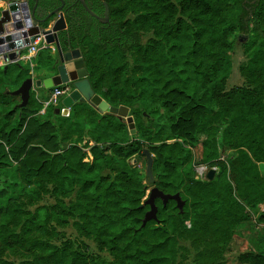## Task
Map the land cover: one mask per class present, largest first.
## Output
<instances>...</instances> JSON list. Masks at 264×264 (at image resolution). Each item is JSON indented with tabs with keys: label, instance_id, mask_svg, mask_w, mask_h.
<instances>
[{
	"label": "trees",
	"instance_id": "16d2710c",
	"mask_svg": "<svg viewBox=\"0 0 264 264\" xmlns=\"http://www.w3.org/2000/svg\"><path fill=\"white\" fill-rule=\"evenodd\" d=\"M105 1L116 27L112 42L98 40L92 26L97 19L82 7L87 28L70 30L67 22L60 44L81 49L94 92L110 106H128L136 133L118 115L101 113L87 101L76 102L67 116L56 112L65 109L62 101L41 112L43 102L31 91L21 108L11 91L32 76V67H0V248L27 247L32 254L17 264H176L180 236L202 223L227 227V215L245 205L257 209L264 223V109L246 89L221 93L239 34L248 56L244 71L264 83V0ZM57 3L38 1L45 9ZM58 59L50 47L39 50L35 77L57 74ZM213 111L219 122L211 128ZM205 129L201 162L216 164L219 173L198 180L192 148ZM144 148L153 154V184L179 192L185 205L181 211L176 200L164 204L158 197L157 219L143 226L149 179L131 158L144 156ZM228 150L235 154L229 173L220 158ZM11 169L18 179L12 187ZM48 183L58 201L28 208ZM16 186L20 193L13 196ZM72 218L82 234L118 258L60 249L45 238L50 221L67 225ZM256 248L255 264H264V230Z\"/></svg>",
	"mask_w": 264,
	"mask_h": 264
},
{
	"label": "rangeland",
	"instance_id": "374dc122",
	"mask_svg": "<svg viewBox=\"0 0 264 264\" xmlns=\"http://www.w3.org/2000/svg\"><path fill=\"white\" fill-rule=\"evenodd\" d=\"M243 43L244 39L242 34H239L236 37L234 49L230 51L232 66L229 74L224 79V85L221 93L239 90V88L246 89V91L252 95L253 100H256L258 105L264 109V83L259 82L254 77L250 76L246 71H244L243 67L247 62L248 56L245 52ZM50 46V48L54 51L53 45L51 44ZM54 52L58 54L57 48ZM70 84H72V82ZM96 96L97 94L94 92L91 97L87 99V101L101 113H114L118 115L128 124L130 131L132 130L131 133H136V130L133 129L135 124L129 114L128 106H110L109 104L103 102L100 97ZM58 104L59 103H57V105ZM122 107L127 108V110ZM58 108L60 109V107H56V110ZM60 111L65 116L69 115L70 113V109ZM214 112L215 111L210 113L211 119L208 122L207 127L212 128V126L218 125L219 120L214 115L216 114ZM151 113L154 115H159V113H156L155 111ZM221 128L222 124L219 123V129L217 131L219 144L221 142V139L219 138L222 134ZM207 134V129L201 131L199 133V143L197 146L192 148L194 153L192 160L193 176L198 180L203 179V176L199 172V168L202 164L201 140L206 138ZM234 155V152L229 150L227 152L222 151L220 153V158L226 161L228 165V173L230 171L231 160L233 159ZM131 162L137 164L142 168V170L146 172L147 159L145 156H135L131 158ZM209 164L216 169V176L219 173V167L214 163ZM9 176L10 180H13L11 181L12 187L14 186V181L18 182V179L12 169L9 173ZM146 182H148V180H146ZM148 184L149 188L146 192L145 198L148 196L150 188L155 185L150 182H148ZM53 188L54 185L52 183H48L46 184L45 188H41L42 191L40 198L36 201L34 200L33 203H28V208L34 210L39 205L52 204L58 201L59 198L53 193ZM11 193L13 196H17V193H20L19 187L16 186V188L12 190ZM71 199H74V196L71 198H66L65 200L69 201ZM21 200L27 203L28 198L25 197ZM260 208H264V204H260L259 209ZM238 210L239 209H236L234 212H231L227 215V227L221 225L213 226L207 221L206 223H202L197 228H192V232L183 233L179 238L176 264H255L257 259L260 257L257 252L256 241L258 238V233L264 230V223H261L257 220V209H253L250 206L245 205L244 210ZM75 221L76 218H72L67 225H61L56 220L50 221L48 224L49 233L45 236V238L53 242L56 247L60 249L67 246H72L74 249L81 250L105 260H115L118 258V254H114L108 250L102 249L95 238L82 234L77 229ZM6 222L7 221H5V224ZM7 224L9 226L15 225L12 221H8ZM187 224L190 227L191 224L189 221ZM15 228L19 229V226L17 225ZM213 228L214 230H212ZM25 248L27 247H16L14 249L3 247L0 248V264H17L24 258H31L32 254L28 251H25Z\"/></svg>",
	"mask_w": 264,
	"mask_h": 264
},
{
	"label": "water",
	"instance_id": "95a60500",
	"mask_svg": "<svg viewBox=\"0 0 264 264\" xmlns=\"http://www.w3.org/2000/svg\"><path fill=\"white\" fill-rule=\"evenodd\" d=\"M61 1L62 4L60 6L50 10L46 16L40 18L36 15L38 0L31 10L27 0H4V3L0 4V55L3 56L6 62H18L19 59H21L22 50L34 42L36 38L41 36L45 38L49 46L51 44H55L59 52V63L57 65L58 72L54 75L56 83L57 85H60L72 82L71 85L74 87L62 98L65 111L68 110V108H70L80 97L78 90H76V88L80 89L78 86L79 81L84 79L88 81L89 91L84 92L80 89L88 99L94 93V90L87 78V69L84 64L81 49L79 47H70L67 50H63L60 44L59 34L68 28L66 15L63 11L65 1ZM80 1L82 2L84 8L92 16L103 21L109 20L110 7L107 1L104 0L105 17H101L97 14V12L90 8L86 0ZM46 21H49V23L47 26H44ZM33 82V77H28L23 80L17 89L11 91V94H19L21 96V102L18 104L19 107L22 108L28 104ZM37 84L41 85V80H37ZM97 96L100 97L99 95ZM103 102L108 104L105 100H103ZM125 109L127 110V108ZM56 112H60V109L58 108ZM133 129L136 130L134 126ZM143 154L147 159L146 176L148 177L150 183H154L155 176L153 173V154L148 148H144ZM215 174L216 169L211 167L207 172V179H213ZM158 197L163 200L164 204H166L170 199L176 200L177 207L181 211L183 210L185 201L179 192L167 193L158 186L154 185L150 188L148 196L142 203V205H150V209L147 210L143 218V226L149 220L157 219L158 207L155 200Z\"/></svg>",
	"mask_w": 264,
	"mask_h": 264
},
{
	"label": "flooded vegetation",
	"instance_id": "af4514ba",
	"mask_svg": "<svg viewBox=\"0 0 264 264\" xmlns=\"http://www.w3.org/2000/svg\"><path fill=\"white\" fill-rule=\"evenodd\" d=\"M27 1L30 5V10H31V8L35 5L37 0L33 4V6H31V0H27ZM64 1L65 3H64L63 11L66 15L67 22L70 24L69 29L70 30L86 29L87 26L83 27L84 25L82 18L83 10L81 8L83 7L84 10L86 9L84 8L82 2L80 0H64ZM247 1L250 2V5H253L254 2H256V0H247ZM86 2L88 3L90 8H92L95 12H97L98 15H100L101 17H105L104 0H86ZM61 4L62 1L60 0V3H57L54 8L60 6ZM102 6L103 9L101 8ZM52 9H45L37 4L36 15L40 18H43ZM248 9L250 10V6H248ZM94 18H96L97 20L92 22L93 23L92 26L97 31L98 40L104 44H107L108 42H112L115 38L114 33L116 27L111 22L110 13H109V20L107 21L100 20L97 17ZM70 30L68 31V33L70 32Z\"/></svg>",
	"mask_w": 264,
	"mask_h": 264
},
{
	"label": "crops",
	"instance_id": "0c3cea01",
	"mask_svg": "<svg viewBox=\"0 0 264 264\" xmlns=\"http://www.w3.org/2000/svg\"><path fill=\"white\" fill-rule=\"evenodd\" d=\"M4 3V0H0V4H3ZM0 9H1V7H0ZM49 47H51V46H49ZM57 48V46L54 44L53 45V49H54V51H55V49ZM58 50V49H57ZM53 51V52H54ZM39 52V51H38ZM37 52V53H38ZM27 53V48H24L23 50H22V54H21V59H19V61L18 62H16V61H8V62H6L5 60H2V59H0V67H6L9 63H12V62H16V63H23V64H25V63H28V59H26V58H22V55L23 54H26ZM58 54H59V52H58ZM37 55V54H36ZM24 56V55H23ZM59 56V55H58ZM32 60H33V58H32ZM34 63V62H33ZM33 66H34V64H33ZM33 66H32V70H31V74H32V76L31 77H33V86H32V88H31V91H34L35 92V94H36V97L41 101V102H44L45 100H47L48 99V97L50 96V94H51V92L53 91V89H54V87L57 85V83H56V78L54 77V75L55 74H53V75H51V76H48V77H46V78H44V79H39V78H36L35 77V73H34V71H33ZM65 74V73H64ZM53 76V77H52ZM37 80H41V85H38L37 84ZM71 83V82H70ZM70 83H67V86L69 87V86H71V84ZM21 85V84H20ZM61 85V84H60ZM64 85H65V83H64ZM78 86L80 87V89H82V91H84V92H88L89 91V83H88V81L87 80H81V81H79V83H78ZM50 88H53L52 89V91H48V89H50ZM17 89V88H16ZM80 89H78V88H76V90H78V94L80 95V97L78 98V100L76 101V102H79V101H87V97H85V95H84V93L80 90ZM31 94V93H30ZM14 95V94H13ZM66 95V94H65ZM64 95V96H65ZM15 96H19V99H20V102H21V96L18 94V95H15ZM63 96V97H64ZM62 97V98H63ZM62 98H61V101H62ZM83 98V99H82ZM75 102V103H76ZM88 102V101H87ZM74 103V104H75ZM73 104V105H74ZM54 105H57V104H54ZM72 107V106H71ZM71 107L70 108H68V109H71ZM45 111V110H44ZM43 110H41V112H44Z\"/></svg>",
	"mask_w": 264,
	"mask_h": 264
},
{
	"label": "built area",
	"instance_id": "2783aa9c",
	"mask_svg": "<svg viewBox=\"0 0 264 264\" xmlns=\"http://www.w3.org/2000/svg\"><path fill=\"white\" fill-rule=\"evenodd\" d=\"M49 44L46 42L45 38L43 36L38 37L35 39L34 42H32L29 46H27V53L22 55V58L28 59V63H30V66H33V60L37 54V52L43 48H47ZM0 59L4 60L3 56L0 55ZM70 87L65 84V86L62 85H56L51 92L50 96L48 97L47 100L43 102V111L46 109L47 106L52 105V104H57L61 101V98L69 93ZM212 166L209 164V162H202L199 172L203 176V178H207V172Z\"/></svg>",
	"mask_w": 264,
	"mask_h": 264
},
{
	"label": "bare ground",
	"instance_id": "6f19581e",
	"mask_svg": "<svg viewBox=\"0 0 264 264\" xmlns=\"http://www.w3.org/2000/svg\"><path fill=\"white\" fill-rule=\"evenodd\" d=\"M97 97V96H96ZM95 100V99H94Z\"/></svg>",
	"mask_w": 264,
	"mask_h": 264
}]
</instances>
